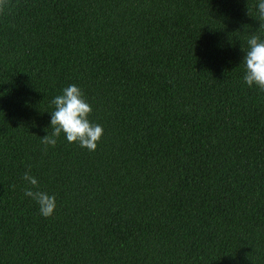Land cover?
<instances>
[{
  "label": "trees",
  "instance_id": "1",
  "mask_svg": "<svg viewBox=\"0 0 264 264\" xmlns=\"http://www.w3.org/2000/svg\"><path fill=\"white\" fill-rule=\"evenodd\" d=\"M258 2L7 0L0 264H264V92L242 61ZM72 84L102 138L45 150Z\"/></svg>",
  "mask_w": 264,
  "mask_h": 264
},
{
  "label": "clouds",
  "instance_id": "2",
  "mask_svg": "<svg viewBox=\"0 0 264 264\" xmlns=\"http://www.w3.org/2000/svg\"><path fill=\"white\" fill-rule=\"evenodd\" d=\"M7 0H0V11L6 6ZM259 18L264 19V0H259L256 5ZM248 51L243 57L245 73L244 83L248 87L256 86L264 92V40L257 35H252L248 40ZM55 110L50 112L51 135L41 138V143L47 147H55L58 137L64 134L69 143H76L88 151H95L103 135V128L93 124L88 117L92 107L84 99L83 91L75 84L69 85L51 101ZM22 179L26 182L24 196L30 197L39 206V213L44 218L51 217L56 210L54 195L39 190V181L31 170L25 171ZM35 189V190H34Z\"/></svg>",
  "mask_w": 264,
  "mask_h": 264
}]
</instances>
